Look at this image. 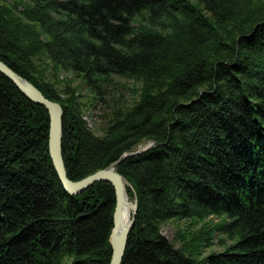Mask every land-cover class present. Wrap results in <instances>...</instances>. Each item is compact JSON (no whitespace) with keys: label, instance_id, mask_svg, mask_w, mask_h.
I'll return each instance as SVG.
<instances>
[{"label":"trees","instance_id":"16d2710c","mask_svg":"<svg viewBox=\"0 0 264 264\" xmlns=\"http://www.w3.org/2000/svg\"><path fill=\"white\" fill-rule=\"evenodd\" d=\"M0 58L62 105L70 179L158 142L118 166L137 202L121 264H264V0H0ZM115 76L133 103L110 105ZM49 128L0 72V264H110L115 188L68 193ZM217 232L232 242L205 254Z\"/></svg>","mask_w":264,"mask_h":264},{"label":"water","instance_id":"95a60500","mask_svg":"<svg viewBox=\"0 0 264 264\" xmlns=\"http://www.w3.org/2000/svg\"><path fill=\"white\" fill-rule=\"evenodd\" d=\"M0 72L9 77L18 88L33 102L38 103L47 108L50 118L49 128V153L58 174V177L64 189L70 194H79L92 184L100 181H107L113 184L116 192V207L113 216V227L110 234V244L112 247V256L110 264H121L126 248L127 241L132 230L137 210V202L134 203V210L129 222L123 217L122 208L127 201V186L131 187L129 181L118 171V166L122 158L127 156H136L147 151L151 147L158 144L156 141H150L144 146H140L137 150L127 151L117 161L113 162L106 168L99 169L92 174L80 180H72L67 175L66 166L62 153V137H63V107L54 100L46 97L43 92L36 87L31 81L24 78L7 65L0 58Z\"/></svg>","mask_w":264,"mask_h":264},{"label":"rangeland","instance_id":"374dc122","mask_svg":"<svg viewBox=\"0 0 264 264\" xmlns=\"http://www.w3.org/2000/svg\"><path fill=\"white\" fill-rule=\"evenodd\" d=\"M138 24V22H136ZM67 73H62L61 78H64ZM69 76L70 75L68 74ZM77 85L79 86L80 93L82 96L89 95L92 96V92L88 89V87L81 83V79H77ZM139 84L136 83L134 80L115 76L114 82L108 84L107 86V100L111 106L120 105L123 100L127 103H133V100L137 99L138 91H139ZM134 89V90H133ZM84 94V95H83ZM108 112V106L103 101H99L96 105H91V107L87 108L85 112V119L87 120L89 126H91L96 132L101 133L100 125L102 120V115ZM211 220L213 222H219L220 218L213 217ZM187 224V220H170L165 223L162 227V233L169 239L172 240L177 246H179V241L174 238L175 233L178 229L182 228ZM221 238L225 239L226 244L232 242V240L224 234H220L219 232L215 233L214 237V244L205 250V254L209 253L210 250L220 251L223 249V243H221Z\"/></svg>","mask_w":264,"mask_h":264},{"label":"bare ground","instance_id":"6f19581e","mask_svg":"<svg viewBox=\"0 0 264 264\" xmlns=\"http://www.w3.org/2000/svg\"><path fill=\"white\" fill-rule=\"evenodd\" d=\"M128 199L125 201L122 212H123V217L126 222H129L131 219L132 212L134 210V203L133 200L130 199L129 195H127Z\"/></svg>","mask_w":264,"mask_h":264}]
</instances>
